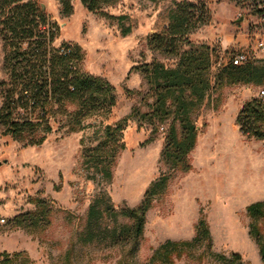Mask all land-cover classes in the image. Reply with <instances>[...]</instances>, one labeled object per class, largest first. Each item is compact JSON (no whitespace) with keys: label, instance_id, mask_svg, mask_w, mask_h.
I'll return each mask as SVG.
<instances>
[{"label":"rangeland","instance_id":"rangeland-1","mask_svg":"<svg viewBox=\"0 0 264 264\" xmlns=\"http://www.w3.org/2000/svg\"><path fill=\"white\" fill-rule=\"evenodd\" d=\"M37 1L54 22L52 45H78L82 69L107 80L114 87L116 103L109 113L90 115L82 130L67 132L66 127L55 125L40 145L5 135L0 124V260L5 251L13 255L7 264H240L231 255L238 253L242 262L264 264L250 234L252 221L247 211L250 204L264 201V140L248 138L236 124L246 102L264 97V83L224 81L215 86L192 114L198 132L188 155L191 170H177L166 189L153 197L136 246L131 240L115 242L113 232L120 234L133 222L120 214L121 208L137 207L150 184L172 172L161 159L171 119L159 124L154 140L144 144L153 127L146 120L139 127L138 116L148 111L152 98L146 97L148 85L135 67L153 61L175 65L176 56L154 50L147 42L167 26L174 0H120L106 6L104 11L111 15L127 16L122 23L132 30L126 36L117 20L89 12L80 0L72 1L73 12L68 16L62 14L58 0ZM211 1L206 0L208 7ZM248 12V8H239L218 26L235 33L250 31L256 33L253 39L264 40L260 18ZM213 23L196 28L189 38L210 45L212 35L211 73L217 76L235 51L223 54L217 38L223 33ZM244 52L247 62L260 64L264 59L262 48ZM3 58L0 39V81L6 77ZM121 120L127 121L120 139L124 147L116 152L110 175H103L92 164L97 158L88 155L105 142V127ZM36 198L46 205L37 224H12L16 215L37 210ZM201 213L211 234L210 248L206 243L184 247L171 253L172 263L154 257L168 240L191 241Z\"/></svg>","mask_w":264,"mask_h":264},{"label":"trees","instance_id":"trees-1","mask_svg":"<svg viewBox=\"0 0 264 264\" xmlns=\"http://www.w3.org/2000/svg\"><path fill=\"white\" fill-rule=\"evenodd\" d=\"M63 15L73 12V0H58ZM120 0H80L89 11L107 19L119 22L121 33L128 35L132 27H124L125 15L114 16L106 11V6ZM157 2L158 0H151ZM239 8H248L249 15L260 18L259 27L264 28V0H230ZM168 13L169 22L162 32L153 33L147 38L149 47L164 54L176 56L174 66L153 61L139 69L148 85L146 97L148 111L139 115V127L149 121L151 135L145 140H154L153 133L159 124L171 119L165 135L161 159L172 172L162 174L153 181L137 207L121 208L120 214L133 222L113 232L111 238L128 240L136 246L142 237L146 213L152 206L153 197L162 193L177 170L189 171L192 166L188 157L195 145L198 128L192 119L205 98L216 85L224 81L231 83L263 84L264 59L260 64L244 62L230 63L213 76L212 48L206 43L196 44L189 34L196 28L208 24L212 17L206 0H174ZM252 27V24H251ZM54 22L44 6L37 0H0V39L4 52L3 69L6 77L0 81V124L4 134L26 142L27 145H40L54 126L66 127L67 132H75L85 127V120L96 112L109 113L116 103L114 87L105 79L85 72L80 64L81 48L78 45L62 43L53 46ZM136 117L132 111L131 116ZM121 120L116 126L105 127V142L97 147L92 163L103 175H110L109 169L115 163L116 152L123 148L121 133L126 126ZM236 124L248 138L264 140V97L253 98L246 102L236 116ZM102 148V150H101ZM37 210L16 215L12 224L34 226L46 209L45 201L36 198ZM94 204L89 214H94ZM247 211L251 216L250 234L254 236L264 262V201L250 204ZM196 235L191 241H166L155 252L154 257L172 261V254L186 247H197L206 243L212 246V238L205 215L197 224ZM17 254V253H14ZM226 259L224 254H215ZM232 260L242 262L238 253H232ZM0 264L12 261L13 255L1 253Z\"/></svg>","mask_w":264,"mask_h":264},{"label":"crops","instance_id":"crops-1","mask_svg":"<svg viewBox=\"0 0 264 264\" xmlns=\"http://www.w3.org/2000/svg\"><path fill=\"white\" fill-rule=\"evenodd\" d=\"M218 1V0H217ZM217 1L214 0L209 3V8L213 17L211 22L213 21V27L215 30L222 32V35H217V38L220 40V46L224 50L223 54H228L232 51H245L246 48L259 49L258 42L263 41L262 39H253L250 31L235 33V30L229 29L225 26H218V23L224 19H231L234 15L235 10L239 9L236 3L230 0H223L219 5ZM236 29V28H234ZM209 44L212 45L213 37L210 36L208 40Z\"/></svg>","mask_w":264,"mask_h":264},{"label":"built area","instance_id":"built-area-1","mask_svg":"<svg viewBox=\"0 0 264 264\" xmlns=\"http://www.w3.org/2000/svg\"><path fill=\"white\" fill-rule=\"evenodd\" d=\"M258 48H262L264 50L263 41L258 42ZM232 59L234 64H242L247 61V55L244 51H237L235 52L234 57ZM261 95L264 96V90H261Z\"/></svg>","mask_w":264,"mask_h":264},{"label":"water","instance_id":"water-1","mask_svg":"<svg viewBox=\"0 0 264 264\" xmlns=\"http://www.w3.org/2000/svg\"><path fill=\"white\" fill-rule=\"evenodd\" d=\"M42 6H44V5L42 4Z\"/></svg>","mask_w":264,"mask_h":264}]
</instances>
